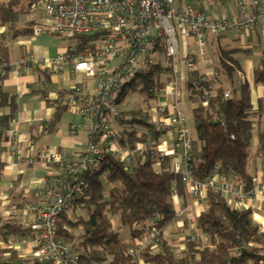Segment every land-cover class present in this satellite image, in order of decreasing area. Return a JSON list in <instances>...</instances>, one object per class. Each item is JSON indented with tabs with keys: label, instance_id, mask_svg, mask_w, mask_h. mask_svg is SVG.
<instances>
[{
	"label": "trees",
	"instance_id": "trees-1",
	"mask_svg": "<svg viewBox=\"0 0 264 264\" xmlns=\"http://www.w3.org/2000/svg\"><path fill=\"white\" fill-rule=\"evenodd\" d=\"M33 1L28 0V4ZM25 3V0H0V27L7 26L13 37L31 31L30 27H17ZM95 36L76 35L74 42L79 48ZM220 52L210 73L193 70L186 74L189 99L196 104L192 109L195 136L192 137L188 163L200 180L206 179L213 166L218 164L227 179L249 189L254 184L253 176L248 172L252 155H258L260 168L264 171V127H255L254 119L262 115V102L259 100L256 110L252 107L250 89L238 76L237 59L232 57L230 50L221 49ZM7 58L8 45L0 43V64ZM169 69L167 60L164 65L156 62L148 68L141 67L122 85L115 103L120 104L130 92H136L146 100L157 97L160 101L165 73ZM46 83L49 85L46 88H55L49 79ZM253 83L264 85V50L253 68ZM57 90L64 99L55 103L52 117L39 124L38 133L56 131L60 116L67 108L71 90ZM204 93L209 95L206 103L202 102ZM6 105L10 112L0 113V173L3 166L1 143L17 110L14 97L0 87V108ZM113 124L118 129L116 140L123 147H133L137 142L156 143L167 131V128L155 126L147 112L137 104L121 110ZM33 130L31 127L32 141L41 135ZM171 159L170 155L155 158L147 153L134 156L125 169L114 156L107 155L101 161L99 171L86 175L87 186L72 207L77 211L76 206H79V212L72 217L64 210L57 220V235L79 250V264H138L130 249L151 226L159 230V239L140 251L143 264L264 263V228L254 220L251 209L232 206L216 191L207 193L206 207L195 217L194 226L183 240L166 238L164 228L177 215L173 196H184L186 192L181 176L166 170ZM9 199L12 213L6 218L0 216V239L5 242L29 233L19 222L22 211L29 203L41 201L35 193L15 190L10 191ZM113 216L128 226L129 240L119 238L112 223ZM23 260L16 249L0 247V264H20Z\"/></svg>",
	"mask_w": 264,
	"mask_h": 264
},
{
	"label": "built area",
	"instance_id": "built-area-1",
	"mask_svg": "<svg viewBox=\"0 0 264 264\" xmlns=\"http://www.w3.org/2000/svg\"><path fill=\"white\" fill-rule=\"evenodd\" d=\"M36 5L55 18V23L49 26L36 27V33L96 36L79 48L75 42L68 44L55 57L22 52L17 65L23 67L33 63L53 73L68 65L75 72L96 76L98 82L93 92L85 91L81 83L72 86L66 108L78 112L84 121L80 127L87 138L85 148L70 157L45 147L33 158L27 157V162H41L52 168L39 190L31 191L39 195L41 201L29 203L22 211L19 222L29 233L9 240L8 247L16 249L28 243L34 264H79V250L58 237L57 220L62 211L74 206L76 198L87 186L86 175L99 171V165L107 155L114 156L125 169L134 156L149 153L159 158L170 155L171 163L166 170L179 174L187 192L197 199H205L209 191H216L229 203H240L256 197L259 190L264 191V175L253 178V186L245 189L227 179L218 164L213 166L206 179L195 176L188 163L192 137L179 100L180 80L193 70L203 73L197 68L198 61L208 66L211 64L208 38L230 32L247 34L255 27L264 34V0H251L249 4L235 0L232 13H225L221 8L216 16L208 15L192 0H36ZM178 35L192 41L182 45L183 56L178 60L182 72L175 61L180 51ZM116 57H121V62L110 67L109 63ZM162 58L170 64L163 88L168 90L169 101L160 98L148 117L154 125L169 126L174 130L172 143L167 146L164 140L150 145L137 142L131 148L123 147L116 140L118 129L111 123L120 117L116 95L141 67L148 68L161 62ZM7 65L6 61L1 62V76L5 75ZM208 96L207 93L202 95L203 103ZM47 99L50 104L57 102V99ZM63 99L60 97L58 101ZM76 130L72 124L69 131L74 133ZM15 132L16 129L12 130V134ZM174 156L177 158L173 159ZM29 215L32 218L27 217ZM261 227L264 228V223ZM158 239L159 230L153 226L146 228L143 238L130 249L133 259L143 264L140 251Z\"/></svg>",
	"mask_w": 264,
	"mask_h": 264
},
{
	"label": "crops",
	"instance_id": "crops-1",
	"mask_svg": "<svg viewBox=\"0 0 264 264\" xmlns=\"http://www.w3.org/2000/svg\"><path fill=\"white\" fill-rule=\"evenodd\" d=\"M192 1L199 5L206 13H211H207L208 15L216 16L220 9H223L220 4H217V0ZM25 2L24 11L20 14L17 27H30L31 31L13 37L12 31L9 28L5 26L0 27V43L4 42L8 45L7 71L4 76L0 74V87L7 91L10 96H13L17 104V110L1 143V161L3 162V166L0 173V216L2 218H6L12 213L9 199L11 190L21 191L25 194L32 193L33 189L39 190L43 179L49 172V166L41 162H27V157L33 158L40 149L45 147L54 148L64 155L73 157L86 146L87 138L80 127L84 121L78 112L70 111L69 109H66L61 114L56 131L53 133H38L39 124L52 117L55 111V103L50 104L47 98L54 101L57 99L58 101L62 95L59 94V90L57 89H71L72 86L78 83L83 85L86 89L85 91H94V88H91L88 83L75 82L74 84H70V77L80 80L79 76L84 73L75 72L68 65L63 66L57 73L42 69L33 63L23 67L17 65L22 52L26 51L31 55L50 58L55 57L66 48V46L59 43L56 38L58 35L35 32L36 27L49 26L53 23L41 21L42 11H39V5H36V0L31 4H28V0H25ZM207 40L208 57L212 59L211 64L208 66L202 61L197 62L198 70L205 74L211 72L214 59L217 55L221 54V49L230 50L232 57L236 58L235 55L239 49L248 51L256 44H264V34H262L258 27H255L247 34L230 32L214 39L208 38ZM1 69L2 66L0 64V72ZM240 70L238 71V75L239 77L241 75L239 79L243 83L241 66ZM179 71L182 72V69ZM47 79H49L50 84L55 85V88H46L49 86L46 85ZM243 84L247 86L246 83ZM248 88L250 89L252 107L255 110L258 108L259 100L262 102V115L257 119L254 118L255 127L258 125L264 127V85L252 83ZM161 98L169 101L168 90H162ZM9 112L10 107L8 105L0 108L1 114H8ZM72 124L77 127L74 133L69 131ZM31 127L34 128V133L41 134L34 141L30 138ZM14 129L17 132L12 134V130ZM172 131L174 137V130ZM256 142V137H254V143ZM166 145L170 146L167 143ZM174 158H177V156H174ZM248 172L256 179L264 175V171L260 168L258 155L255 154L249 158ZM173 202L177 214L176 219L164 228L163 233L166 238L181 240L187 234V229L194 226L195 217L206 207V203L205 199L191 197L187 189L184 196L175 194ZM229 204L236 208L251 209L254 213V220L260 225L264 223L263 190H259L256 197L246 198L240 203L232 201ZM27 217L32 218V215ZM182 229L183 231L179 232ZM18 238L20 237L16 239ZM0 247H7V244L2 239H0ZM29 251L30 245L28 243L16 248V252L21 257L28 255ZM24 262L22 261L21 264H24Z\"/></svg>",
	"mask_w": 264,
	"mask_h": 264
},
{
	"label": "rangeland",
	"instance_id": "rangeland-1",
	"mask_svg": "<svg viewBox=\"0 0 264 264\" xmlns=\"http://www.w3.org/2000/svg\"><path fill=\"white\" fill-rule=\"evenodd\" d=\"M234 1L235 0H217V4H220L223 7V10L225 13H232V11L234 9L233 8ZM250 1L251 0H244V3L249 4ZM39 11H42L41 21H43V22L49 21V22L55 23V18L48 15L44 11L43 7L39 6ZM207 13L211 14L209 12H207ZM5 27H7V26H5ZM231 34H233V33H231ZM55 35H58L56 38L58 39V41L61 45L67 46L70 43H72V44L74 43V40H75L74 37H67L61 33H58ZM178 42H179L180 51L178 53V56L175 58V61H176V66L178 67V70H180L181 65L178 62V60L180 58H182V56H183L182 45L184 42L191 43L192 41L189 39L185 40L181 36L178 35ZM263 49H264V44L262 43V44L254 45L251 48V50L244 51L243 49H239L236 52L235 56L238 59V62L240 64V66L242 68V72H243L242 81H243V83H246L248 87H249V85H252V83H253V67L258 63L260 56H261L260 54L262 53ZM120 62H121V57H116L109 63V66L114 67ZM161 63L163 65L166 64V59L162 58ZM185 73H187V72L185 71ZM79 79L80 80H77V79L75 80L74 77H70V80H71L70 84H74L75 82H83V83H88L91 88H94L96 86V83L98 82V78L96 76L87 75V74L80 75ZM185 80H186V76H185L184 80H180V83H179V100L181 101L180 102L181 108L183 111V115L186 118V123H187V127L189 130L190 136L194 138L195 134H194L193 124H192V109L195 107L196 104L189 99V94H188V90L186 88ZM67 89H69V88H67ZM157 99L158 98L155 97V98H149L148 100H146V97H144V96H142L136 92H130L124 97V99L122 100V102L120 104H117V108L119 111H121L124 108H131L133 105L137 104V106H139V108L146 111L148 114L149 112H151L153 107H155L158 104L159 100H157ZM111 123L113 124V122H111ZM136 127H138V126H136ZM157 127H160V126H157ZM160 128H167V130L168 129L169 130L163 135V137H161V140H159L158 142L153 143V144H158L160 141L164 140L167 144L171 145V143H172L171 141L174 138L173 137V131L171 130V128L169 126H167V127L161 126ZM151 144H152V142H151ZM145 145H150V143H146ZM73 208L68 209V214H69V216H72V217L75 216L76 213H78L80 210L79 206H76L75 210H77V211H74ZM253 215H254V213H253ZM112 223L114 224L115 228L118 231L119 238H121L122 240H129L130 232H129L128 226L121 224L118 221V218H116L114 216L112 217ZM189 225H190V223H189ZM187 231L188 232L190 231V227L187 229ZM9 240H12V239H9ZM9 240L6 241L5 243L8 244ZM8 248H10V247H8ZM23 258H24L23 261H25L24 264H34V261L32 259H30L29 254ZM16 264H18V263H16Z\"/></svg>",
	"mask_w": 264,
	"mask_h": 264
}]
</instances>
